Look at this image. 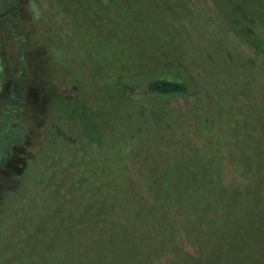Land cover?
<instances>
[{"label": "rangeland", "instance_id": "374dc122", "mask_svg": "<svg viewBox=\"0 0 264 264\" xmlns=\"http://www.w3.org/2000/svg\"><path fill=\"white\" fill-rule=\"evenodd\" d=\"M54 26L68 29L70 40L72 34L82 39L104 61L109 97L125 89L120 74L142 83L157 78L186 81L191 95L152 97L151 116L167 112L169 106L183 126L190 123L202 130L206 122L202 131L207 141L182 135V149H168L174 150L164 157L172 169L171 186L191 184L194 195L177 208V217L155 248L135 264H264L257 256L249 262L230 259L235 234L246 235L245 244L251 233L264 242V0H0V215L11 191L21 189L32 198L43 194L45 189L32 187L27 179L41 159L59 155L56 130L58 136L61 130L75 135L62 116L76 122V130L90 143H100L98 114L79 96L76 79L65 72L80 68L78 62L90 53L74 48L66 34L59 38L72 50L63 47L51 37ZM220 46L242 64L244 78L241 88L234 84L223 98H241L228 127L218 123L225 107L221 103L217 109V86L206 78L208 63L220 68L214 52L218 48L223 57ZM79 72L86 83L89 72ZM85 86L92 89L96 82ZM49 140L53 146L46 145ZM204 145L210 155L202 156L203 162L189 159ZM196 161L201 168L191 166ZM46 164L54 175L51 180L72 170L65 164ZM192 173L193 181L183 179ZM148 179L156 184L154 177ZM64 183L62 178L50 197ZM17 200L9 197L10 208ZM243 248L239 254L246 256ZM2 256V263L11 264L10 256Z\"/></svg>", "mask_w": 264, "mask_h": 264}, {"label": "trees", "instance_id": "16d2710c", "mask_svg": "<svg viewBox=\"0 0 264 264\" xmlns=\"http://www.w3.org/2000/svg\"><path fill=\"white\" fill-rule=\"evenodd\" d=\"M36 22L43 28L39 20ZM54 29L51 37L61 45L63 43V47L72 50L65 40L63 42L59 38L66 34L74 48L90 53L89 59L78 62L77 67L80 68L65 72L76 79L79 96L98 114L95 122L100 143H90L76 130V122L62 116L75 135L61 130L58 136L56 130L54 137L55 144L60 148L59 155L39 158L41 164L32 170L30 177L27 176L32 187L45 189L41 197L32 198L21 189L9 192L8 199L12 196L18 197V200L11 208L7 198L2 204L0 257L1 254L10 256L11 264H135L155 248L169 221L177 217V208L187 205L194 195L191 184L190 188L187 185L171 186L172 169L164 157L174 153L173 149L168 152L170 147L182 149L183 141H186L182 135L194 137L201 143L207 141L208 137L202 131L206 122L201 126L202 130L190 123L183 126V121L175 115L176 110L169 106L167 112L156 111L151 116L149 101L152 97L190 96L192 88L186 81L157 78L142 83L115 72V75H121L125 89L119 95L109 97L104 89L107 78L104 61L92 53L82 39L77 41L72 34L70 40L68 29L56 26ZM248 43L256 49L251 41L248 40ZM220 48L224 51L222 46ZM217 50L214 48L220 68L208 63L206 78L217 86L218 91L214 92H219L217 96L221 98L219 104L216 103L217 109L221 103L225 107L224 116L222 108L216 109L217 114L222 115L218 123L228 127L233 122V112H237L241 98L238 102L232 97L225 101L223 98L233 92L234 84L241 88L244 78L240 74L242 64L237 58H230L225 51L220 58ZM51 53L50 49L48 54ZM112 66L121 72L114 62ZM82 69L89 72L84 78L86 83L96 82L94 88L86 89L79 72ZM199 97L204 102L205 99L201 95ZM46 136L49 137L48 133ZM46 145L53 146V143ZM199 149L189 155V159L197 158L203 162L202 156L210 155L205 145ZM63 152L65 157L62 159L59 156ZM50 161L57 167L62 164L67 168L71 166L69 176L62 174L51 180V175H54L51 169L45 167ZM197 162L191 166L201 168L202 165ZM151 176L157 179L156 184L149 183ZM193 177L194 173L183 179L189 182L194 180ZM62 178L65 183L60 186V192L50 197ZM231 215L229 219H232ZM227 225L229 222L225 223ZM255 235L249 234L246 244L242 242L246 235H234L231 262L234 259L238 263L241 257L249 262L257 256L256 259L264 263V242L255 240ZM241 248L246 256L239 254ZM223 259L226 260L224 255ZM0 264L4 263L0 261Z\"/></svg>", "mask_w": 264, "mask_h": 264}]
</instances>
